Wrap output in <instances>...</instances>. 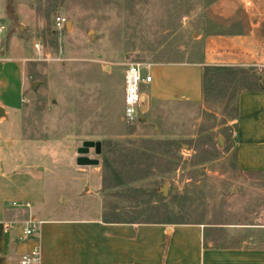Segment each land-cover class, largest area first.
I'll return each instance as SVG.
<instances>
[{
	"label": "rangeland",
	"instance_id": "obj_1",
	"mask_svg": "<svg viewBox=\"0 0 264 264\" xmlns=\"http://www.w3.org/2000/svg\"><path fill=\"white\" fill-rule=\"evenodd\" d=\"M8 1L0 53L27 59L26 101L0 123V169L77 170L80 209L104 221L199 223L218 245L264 246V173L240 171L234 149L237 96L264 87V0ZM135 64L154 78L128 120ZM191 64L202 66V101H176L166 75ZM85 142L102 144L87 154L97 165H78Z\"/></svg>",
	"mask_w": 264,
	"mask_h": 264
},
{
	"label": "crops",
	"instance_id": "obj_2",
	"mask_svg": "<svg viewBox=\"0 0 264 264\" xmlns=\"http://www.w3.org/2000/svg\"><path fill=\"white\" fill-rule=\"evenodd\" d=\"M22 58L0 53V108L5 114L0 123L26 101L23 61L27 59ZM173 67L166 75L173 99L201 102L202 66ZM177 74L183 75L181 80L172 77ZM236 107L237 166L245 173H264V87L241 91ZM81 179L77 170L49 174L33 171L28 164L1 167L0 264H20L37 247L42 256L39 264H264V246L250 239L218 245L216 231L208 225L104 221L97 208L80 209ZM76 210L86 215H77ZM32 221L40 225L26 235ZM4 223L12 229L5 231Z\"/></svg>",
	"mask_w": 264,
	"mask_h": 264
},
{
	"label": "built area",
	"instance_id": "obj_3",
	"mask_svg": "<svg viewBox=\"0 0 264 264\" xmlns=\"http://www.w3.org/2000/svg\"><path fill=\"white\" fill-rule=\"evenodd\" d=\"M67 24V20L63 17L55 18V25L58 29L64 28ZM6 26L0 19V35L4 34ZM37 51H41L40 45L35 46ZM151 65H129L125 71L124 76V115L128 120H132L136 117L138 108L142 101L141 88L143 85H149L152 80ZM40 223L37 221L31 222V228L25 230L26 235H30L34 230L39 227ZM3 228L5 231L12 229L11 224L4 223ZM41 250L35 248L28 254L24 255L20 261V264H39L41 262Z\"/></svg>",
	"mask_w": 264,
	"mask_h": 264
},
{
	"label": "water",
	"instance_id": "obj_4",
	"mask_svg": "<svg viewBox=\"0 0 264 264\" xmlns=\"http://www.w3.org/2000/svg\"><path fill=\"white\" fill-rule=\"evenodd\" d=\"M4 110L0 108V118L4 116ZM220 144H223L222 140L219 141ZM91 148L95 149L97 155L102 153V144L100 142H85L83 147L78 150L80 157L77 159L78 165L80 166H91L97 165L99 163L96 159H91L87 156Z\"/></svg>",
	"mask_w": 264,
	"mask_h": 264
},
{
	"label": "trees",
	"instance_id": "obj_5",
	"mask_svg": "<svg viewBox=\"0 0 264 264\" xmlns=\"http://www.w3.org/2000/svg\"><path fill=\"white\" fill-rule=\"evenodd\" d=\"M8 3H9L10 6L12 5V1L11 0H9ZM155 223H162V222H155Z\"/></svg>",
	"mask_w": 264,
	"mask_h": 264
}]
</instances>
